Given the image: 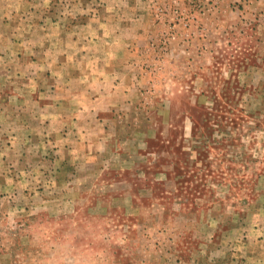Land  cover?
Instances as JSON below:
<instances>
[{
  "label": "rangeland",
  "instance_id": "374dc122",
  "mask_svg": "<svg viewBox=\"0 0 264 264\" xmlns=\"http://www.w3.org/2000/svg\"><path fill=\"white\" fill-rule=\"evenodd\" d=\"M0 264H264V0H0Z\"/></svg>",
  "mask_w": 264,
  "mask_h": 264
}]
</instances>
